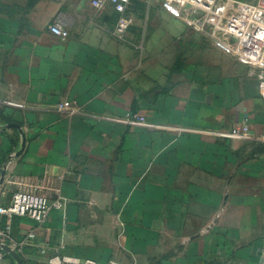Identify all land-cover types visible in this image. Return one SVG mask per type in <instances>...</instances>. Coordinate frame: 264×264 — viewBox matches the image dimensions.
Instances as JSON below:
<instances>
[{"label":"crops","instance_id":"0c3cea01","mask_svg":"<svg viewBox=\"0 0 264 264\" xmlns=\"http://www.w3.org/2000/svg\"><path fill=\"white\" fill-rule=\"evenodd\" d=\"M92 2L0 0V199L65 203L42 224L14 218L12 249L23 264H264L251 69L157 2L131 0L123 36ZM245 125L248 138L217 135Z\"/></svg>","mask_w":264,"mask_h":264},{"label":"built area","instance_id":"2783aa9c","mask_svg":"<svg viewBox=\"0 0 264 264\" xmlns=\"http://www.w3.org/2000/svg\"><path fill=\"white\" fill-rule=\"evenodd\" d=\"M160 4L161 8L171 17L182 19L194 29L208 28L212 38L225 46L231 55L246 64L252 75L259 82L260 94L264 99V9L250 3L234 0H148ZM131 0H93L96 9H103L106 5L113 6L118 13L117 33L123 36L129 26L127 18ZM50 32L63 40L68 39L69 31L56 22L50 25ZM129 123L143 124L144 118L135 117ZM220 137L245 139L249 137L248 126H237L229 132L217 133ZM4 166L0 165V173ZM3 188V177L0 175V192ZM62 201H50L47 197L16 192L9 203L0 199V243L11 248H17L12 239V220L16 217H30L37 223H44L52 209H62ZM34 237L33 234H30ZM7 254L0 248V264H3ZM264 260V254H263ZM48 264H98L87 259H75L56 255L49 259Z\"/></svg>","mask_w":264,"mask_h":264},{"label":"water","instance_id":"95a60500","mask_svg":"<svg viewBox=\"0 0 264 264\" xmlns=\"http://www.w3.org/2000/svg\"><path fill=\"white\" fill-rule=\"evenodd\" d=\"M2 177H4V174H2ZM0 248L7 255L11 256L18 264H23V261H22L20 255L14 249H12L10 246L3 244V243H0Z\"/></svg>","mask_w":264,"mask_h":264},{"label":"rangeland","instance_id":"374dc122","mask_svg":"<svg viewBox=\"0 0 264 264\" xmlns=\"http://www.w3.org/2000/svg\"><path fill=\"white\" fill-rule=\"evenodd\" d=\"M234 1L250 3V4H252V5H255V6H258V7H261V8L264 9V0H234ZM142 19H143L145 22L148 21L147 17H145L144 15H142Z\"/></svg>","mask_w":264,"mask_h":264}]
</instances>
